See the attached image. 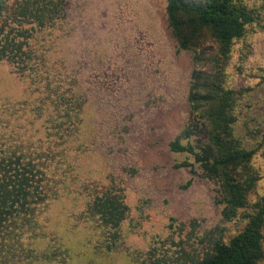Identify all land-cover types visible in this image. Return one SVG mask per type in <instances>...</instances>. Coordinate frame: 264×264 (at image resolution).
I'll return each mask as SVG.
<instances>
[{
  "label": "trees",
  "instance_id": "obj_1",
  "mask_svg": "<svg viewBox=\"0 0 264 264\" xmlns=\"http://www.w3.org/2000/svg\"><path fill=\"white\" fill-rule=\"evenodd\" d=\"M70 2L0 0V61L25 86L16 103L0 102V264H93L124 249L130 207L121 179L97 161L103 137L124 143L133 120L112 92L124 66L102 60V44L63 42L76 32ZM165 14L177 51H194L188 117L168 143L184 156L173 167L213 181L221 222L242 227L225 237L217 226L204 248L188 249L185 223L170 216L160 245L133 264H260L264 192L249 196L261 176L234 129L237 92L224 84L231 49L260 10L246 0H166Z\"/></svg>",
  "mask_w": 264,
  "mask_h": 264
},
{
  "label": "rangeland",
  "instance_id": "obj_2",
  "mask_svg": "<svg viewBox=\"0 0 264 264\" xmlns=\"http://www.w3.org/2000/svg\"><path fill=\"white\" fill-rule=\"evenodd\" d=\"M70 1L69 20L76 32L63 42L102 44L108 52L102 60L117 69L123 64L112 92L120 96L118 106L133 114L124 143L108 140L113 138L109 131L97 149V161L121 179L130 207L122 228L124 249L106 259L95 255L93 264H133L138 251L155 241L160 245L170 216L185 223L182 237L188 249L192 245L204 248L217 226L225 237L238 232L240 220H220L213 181L188 168L173 167L184 156L170 152L168 143L188 117L186 96L194 51H177L167 25L166 0ZM246 1L259 8L260 23L253 24L233 45L224 84L237 92L235 132L245 147L254 150L252 164L261 176L249 196L255 199L264 192V28L260 26L264 24V0ZM114 76L110 71L106 81L112 84ZM23 85L11 66L0 61V102L16 103ZM191 221L196 222L194 232Z\"/></svg>",
  "mask_w": 264,
  "mask_h": 264
}]
</instances>
